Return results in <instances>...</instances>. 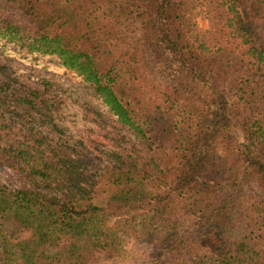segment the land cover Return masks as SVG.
Here are the masks:
<instances>
[{
    "label": "trees",
    "instance_id": "1",
    "mask_svg": "<svg viewBox=\"0 0 264 264\" xmlns=\"http://www.w3.org/2000/svg\"><path fill=\"white\" fill-rule=\"evenodd\" d=\"M0 163V264H264V0H0Z\"/></svg>",
    "mask_w": 264,
    "mask_h": 264
},
{
    "label": "rangeland",
    "instance_id": "2",
    "mask_svg": "<svg viewBox=\"0 0 264 264\" xmlns=\"http://www.w3.org/2000/svg\"><path fill=\"white\" fill-rule=\"evenodd\" d=\"M187 24L195 29H203L206 27L201 21L200 10L197 8L187 13ZM21 68H26L22 72V81L31 86L39 87L37 78L42 76L57 85L56 92L63 96V103L65 106V118L77 128V125H85L84 112L85 102L93 104L92 106L100 108V105L92 97H90L80 82L72 80L61 72L47 70L40 66L26 67L22 62H17ZM54 90V89H53ZM0 181L8 184L11 187H16L19 184L18 177L14 174L13 169L0 163ZM161 248L160 245L154 241L147 239H130L128 249L125 255L119 260L102 259L97 264H144L150 254L156 252Z\"/></svg>",
    "mask_w": 264,
    "mask_h": 264
}]
</instances>
